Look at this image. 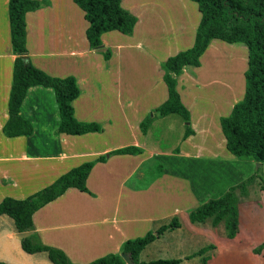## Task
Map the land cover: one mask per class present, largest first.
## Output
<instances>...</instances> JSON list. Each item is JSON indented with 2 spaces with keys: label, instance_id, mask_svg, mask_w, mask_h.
Instances as JSON below:
<instances>
[{
  "label": "crops",
  "instance_id": "obj_1",
  "mask_svg": "<svg viewBox=\"0 0 264 264\" xmlns=\"http://www.w3.org/2000/svg\"><path fill=\"white\" fill-rule=\"evenodd\" d=\"M8 1L0 0V201L5 196L25 198L84 161L113 149L135 145L140 148V153L113 154L106 161L93 165L86 178L89 192L69 187L33 213L35 232L42 243L62 249L74 264H87L107 253H120L127 239L143 236L173 216L178 217L181 227L166 231L157 239L179 234L186 224L198 236H211L216 230L220 234L225 231L222 221L214 225L211 218L204 222H190L188 212L206 200L218 197L263 166L261 163L257 166L253 159L232 156L226 149L220 128L219 118L227 115L235 103L234 100L228 103L229 94L232 98L238 78L246 68L243 57L232 59L228 66L227 76L232 84L226 82L228 89L223 97L212 99L208 93L211 80H205L200 72L207 50L224 44L221 41L214 43L218 39L213 40L200 56V66L186 65L176 78V89L190 113L192 133L184 138L186 124L177 113L163 117L151 115L147 130L142 133L140 122L156 107L150 101L155 95L152 93L150 99L146 97L142 101L145 106L138 111L139 98L143 95L136 86L123 82L125 63L127 65L130 61L135 68L149 64L154 77L149 82V89L154 87V91L159 82H164L161 66L164 60L192 46L199 14L196 19L195 13L189 17L183 12L178 19L179 30L171 34L177 33V40L184 46L177 50H172L175 39L169 35L161 37L155 45L154 34L138 17L132 35L116 30L105 32L101 36L102 45L110 50V56L105 58L102 55L93 64L90 56L84 59V52L92 55L98 50L88 44L83 12L74 1L40 0L44 5L28 12L25 17L27 54L34 66L49 75H73L76 78L80 94L72 102L74 116L83 122H96L90 118L92 116L97 117L98 122L100 118L126 120L133 114H140L142 118L136 120L138 128L135 124L134 136L128 142L103 145L94 150L85 144L77 149L75 136L94 137L98 131L80 135L58 132L60 117L54 91L50 87L35 85L27 89L20 106L21 115L33 125L32 133L8 137L2 132V126L8 118L15 59L11 48ZM183 1L192 10V6ZM122 4L127 7L125 0ZM160 23L158 28L166 26ZM145 34L149 38L146 39ZM123 36L130 38L124 39ZM109 37L116 39H106ZM158 45H161L164 56L157 52ZM225 49L223 47V52H227ZM47 145H52L55 150L41 148ZM56 170L60 171L56 176L44 175L45 171L51 174ZM21 173H25L21 176L24 177L22 182ZM244 198L241 197L238 204L239 231L234 238L226 237V243H231L221 250L223 254H230L229 263L225 264H262L260 254L254 253L253 249L264 242V208L248 206ZM255 210L261 217L259 222L255 221ZM5 216L0 215V260L20 264L26 254L13 226H6ZM206 245H214L208 250L207 264H212L211 255L219 252L221 245L215 241ZM198 258L195 256L190 260L197 262ZM31 264L52 263L35 261Z\"/></svg>",
  "mask_w": 264,
  "mask_h": 264
},
{
  "label": "trees",
  "instance_id": "obj_2",
  "mask_svg": "<svg viewBox=\"0 0 264 264\" xmlns=\"http://www.w3.org/2000/svg\"><path fill=\"white\" fill-rule=\"evenodd\" d=\"M83 12L87 23L85 36L90 48L104 47L103 33L116 30L125 35H132L137 17L126 9L122 0H73ZM199 14L194 42L191 47L169 56L162 63L163 81L167 88V98L140 122L142 133L147 130L151 115L163 117L170 113L179 114L185 121L184 138L192 133L190 113L182 103L176 89V78L186 65L200 66V56L210 43L222 40L232 44L244 43L247 47L246 68L243 71L244 91L230 112L219 118L220 128L225 138L226 149L236 158L253 159L264 164V0H190ZM44 5L40 0H9L8 18L12 52L15 54L12 67V81L8 97V118L2 126V132L8 137L28 135L33 131L32 123L20 113V106L29 87L41 85L54 91L59 110L58 132L80 135L86 132L100 131L96 122H83L74 116L73 100L80 94V89L73 75L52 76L37 68L30 61L26 47V14ZM109 58L110 50L101 51ZM141 150L129 145L108 151L94 159L84 161L61 174L49 185L35 191L25 198L5 196L0 201V215H7L13 221L15 232L29 231L30 236L20 238L21 248L29 254L45 252L52 264H74L60 248L42 243L34 228L33 213L62 195L67 188L75 187L89 192L86 178L98 161H106L113 154H138ZM260 167V166H259ZM257 168V170L259 169ZM258 177L256 173L240 183L231 185L218 197L210 198L188 212L190 222H204L212 217V223H224L226 237L234 238L239 231V189L245 194L248 186ZM177 216L161 224L143 236L127 239L121 246L120 253H107L87 264H126L121 253L130 255L132 264H180L184 259L202 256L206 264L205 252L213 248L206 245L183 257L157 258L148 261L139 260V254L155 239L166 231L180 228ZM264 242L253 249L260 254ZM0 264H7L0 261Z\"/></svg>",
  "mask_w": 264,
  "mask_h": 264
},
{
  "label": "rangeland",
  "instance_id": "obj_3",
  "mask_svg": "<svg viewBox=\"0 0 264 264\" xmlns=\"http://www.w3.org/2000/svg\"><path fill=\"white\" fill-rule=\"evenodd\" d=\"M189 6H192V10L190 7H186V2L184 3L183 0H125L126 2V8L130 10L132 14H134L136 17H138L140 20H144L145 25H147L150 29V31L154 34L155 38V45L159 42V39H162L161 37H165V35H169L171 39H175L173 43L172 50H177L179 48H182L184 45L180 42L179 37L176 35H173V31H178V19L181 18L182 15H184L183 12L189 17H192V12L195 13L196 19H198V13L195 9L194 4L186 0ZM130 4V5H129ZM134 5V8L132 7ZM186 5V6H185ZM136 6V8H135ZM186 7V9H184ZM183 9V10H182ZM188 17V18H189ZM161 22V23H160ZM181 22V21H180ZM165 23L166 26L164 28H158V24ZM83 25L86 26V22L83 21ZM155 28V29H154ZM150 34V32L148 33ZM161 34V35H160ZM146 39L149 38L147 34H145ZM124 39H129L130 36H123ZM83 39H85V36L83 35ZM106 39H116L114 37H109ZM218 41L223 42L224 46L219 44L216 46H213L209 51L207 50L206 56L204 58L203 62V68L200 72V76H204V79L206 80L209 78L211 80L210 84L211 86L208 88V93L210 94V97L212 99L220 100L223 97L224 91H226L227 83H231V79L227 74L229 73L228 66L232 62V59H235L236 57L240 56L243 57L244 61V67L246 65V59H247V47L244 43L236 42V43H226L222 40H217L214 43H218ZM179 42V43H178ZM85 47L88 48V46ZM223 47H226L225 51L223 52ZM175 48V49H173ZM157 52L161 54V56L165 55L163 52V49L161 48V45L157 46ZM102 52L95 51L94 54H89L87 52H84V59H87L89 56L90 61H92L93 64L97 63V59H99L102 56ZM101 59V58H100ZM89 61V62H90ZM223 68H221L219 65ZM245 69V68H244ZM243 72V71H242ZM241 72V78H238V81L236 83L235 92L233 97L231 98V95L229 94V101L228 103H231L233 100L236 102L242 97V91L244 90V78L243 73ZM154 77H152V68L149 64L139 66L138 68L132 67V64L127 62V65L125 63L124 73H123V82L127 83V85L136 86L137 90L140 91L143 96L140 97L138 104V111H141V108L145 106V103L142 101L146 100V97H149L152 95H155L150 100L152 104H155L157 106L162 101H164L167 97V88L164 82H159L155 86V90L153 91L152 87L149 89V82L152 81ZM227 82V83H226ZM135 90V89H134ZM205 90V94H208ZM237 96V98H235ZM235 98V99H234ZM108 99V98H107ZM129 110V109H128ZM139 115H131L128 118L122 119V120H104L100 118V122L97 117H90L93 118L94 121L98 122L101 126L100 131L94 135V137H84V136H75V147L77 149H81L86 144L88 146H92L91 150L101 148L106 145H117L119 143H125L131 140V137L134 136L135 133V126L138 128V123L136 120H141L142 116ZM136 122V123H135ZM136 124V125H135ZM149 124V123H148ZM37 128H39V125H36ZM148 127V126H147ZM137 131H139L137 129ZM43 150H55V147H52V145L42 146ZM60 172V171H59ZM58 170L52 172L51 174H48V171L44 172V175L47 176H56L59 174ZM25 173H21L19 178L22 182L24 177H21ZM256 174L258 177L254 179V181L248 186L247 191L245 194H242L240 190H237V193L239 197L244 198V200L248 203V206H260L264 208V164L263 166L259 167V169L256 171ZM33 188H36L33 187ZM249 191V192H248ZM248 192V194H247ZM253 210V209H252ZM255 221H260L261 217L259 215L258 211H253ZM253 216V215H252ZM7 227H12V220L8 216H5ZM212 219V217H210ZM262 224V223H261ZM179 234L172 236L168 235L165 238L155 239L152 243H150L146 248L139 254L138 259L142 261H148L153 260L157 258H176V257H183L187 254H191L194 252V250L201 248L206 245L207 242H218L220 246V251L216 252L215 254L211 255L212 258V264H225L224 262L229 263V256L230 254L222 253V249L224 248V245L227 243H231V241H228L226 243L227 239L225 236V231L222 230L221 234L219 232L214 231V234L211 236H198L196 233H194L190 228L187 227V224L183 229L179 230ZM197 235V236H196ZM176 237V238H174ZM11 243V241L9 240ZM214 248V245H213ZM213 248L209 249L212 250ZM24 251V250H22ZM210 252V251H209ZM26 258L21 261L20 264H31L35 261L46 263H50L49 259L46 256V253H37L36 255H30L29 253H26ZM212 253V252H211ZM28 256V257H27ZM203 256H208V251L203 254ZM30 257V258H29ZM197 262H193L190 259H184L180 264H203L202 256H198ZM260 258L262 260V264H264V249L260 253ZM263 258V259H262ZM209 259V258H208ZM208 259L206 261V264L208 263ZM4 261V260H0ZM7 264H10L6 261H4ZM19 264V263H18Z\"/></svg>",
  "mask_w": 264,
  "mask_h": 264
},
{
  "label": "water",
  "instance_id": "obj_4",
  "mask_svg": "<svg viewBox=\"0 0 264 264\" xmlns=\"http://www.w3.org/2000/svg\"><path fill=\"white\" fill-rule=\"evenodd\" d=\"M98 51H102L104 50V47H99L97 48ZM260 163L257 162V166L259 165ZM16 235L19 237V238H25V237H28L31 235V232L29 231H22V232H16ZM121 257L124 259V261L126 262V264H132L131 262V258H130V255L127 254V253H121Z\"/></svg>",
  "mask_w": 264,
  "mask_h": 264
}]
</instances>
